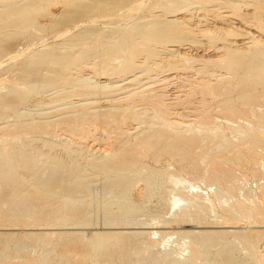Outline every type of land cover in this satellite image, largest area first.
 Returning <instances> with one entry per match:
<instances>
[{"label": "bare ground", "instance_id": "obj_1", "mask_svg": "<svg viewBox=\"0 0 264 264\" xmlns=\"http://www.w3.org/2000/svg\"><path fill=\"white\" fill-rule=\"evenodd\" d=\"M62 1L0 0V106L21 108L20 116L32 95L53 90L58 105L45 114L63 109L47 123L0 124L7 129L0 230L64 226L49 227L42 237L25 232L12 243L16 235L1 231L0 264H262L264 0H254L262 6L258 12H246L244 0H78L61 7ZM191 9L201 11L199 21L213 13L214 23L194 27ZM41 33L52 43L39 44ZM183 43L206 45L216 56L188 57ZM188 68L209 92L202 94L207 101L198 105L199 117L186 123L172 116L171 94L158 87L185 78ZM71 94L79 98L72 101ZM142 101L152 104L143 108ZM94 116L99 125L88 122ZM128 120L137 122V131L123 128ZM103 141L112 147L102 149ZM182 143L193 144L197 155L179 154ZM162 156H169L166 167L147 162L161 164ZM240 162L248 163L254 187L244 172L238 176ZM241 220L255 225L228 224ZM55 239L62 242L57 252ZM30 246L44 251L33 256Z\"/></svg>", "mask_w": 264, "mask_h": 264}, {"label": "rangeland", "instance_id": "obj_2", "mask_svg": "<svg viewBox=\"0 0 264 264\" xmlns=\"http://www.w3.org/2000/svg\"><path fill=\"white\" fill-rule=\"evenodd\" d=\"M76 1H78V0H63L60 4H58V5H60L61 7L65 4V3H68L69 5L70 4H72V2H76ZM45 4H47V2H44V3H42V6L43 7H48L47 5H45ZM243 4H244V8H245V10H246V12H253V11H255L256 10V12H258V10H260V9H262V6L259 4V3H257V2H255L254 0H244L243 1ZM53 8V10H52V8ZM71 7V6H70ZM260 7V8H259ZM37 9H39L38 8V6L36 7ZM55 8L53 7V5L52 6H49V8H48V11L49 12H52V13H54V12H56V10H54ZM207 9H212L211 7H207ZM192 10H193V12H192ZM221 10H223V11H221ZM220 11L221 12H223V13H228L227 11H225L224 9H221ZM198 12V14L201 12L200 10H196V9H191V11H190V16H192L193 17V19H192V17H191V21H193L191 24L192 25H194V27H197V25L199 24V23H201V24H205V25H207V26H211L210 24H213L214 23V17L213 16H211V15H213V13H209L210 15H208L207 14V16H206V18H205V20H203L204 19V16H202V14L200 13L199 15H201V16H199L198 14H197V12ZM200 11V12H199ZM155 13H159L158 11H156ZM198 15V16H197ZM197 16V18H195V17ZM200 18H203L201 21H199L200 20ZM228 18V17H227ZM197 19V20H196ZM208 19V20H207ZM229 19V20H228ZM227 20H226V22L227 21H229V22H231V20H232V22H234V23H238V19H236L235 17H229ZM43 17H41L40 19H39V21L40 22H43ZM196 20V21H195ZM190 21V22H191ZM197 21H198V23H197ZM206 21H208V22H206ZM213 21V22H212ZM237 21V22H236ZM196 22V23H195ZM231 22V23H232ZM201 27H203V26H201ZM239 36L240 37H243L242 35H238V36H236L235 37V40H234V42L236 41V40H238V38H239ZM49 37V35L47 34V33H41L40 35H39V38H37V42L39 41V44H41V43H46V44H51L52 43V41L50 40V38H48ZM237 38V39H236ZM48 39H49V41H48ZM239 40H241V39H239ZM44 41V42H43ZM51 41V42H50ZM49 42V43H48ZM60 43V42H59ZM236 43V42H235ZM240 43V42H239ZM185 43H183V45H182V47H183V49L181 48L180 50L182 51V52H185V53H188V57H193V56H195V58H197V56H198V58H201L200 56H199V54L202 56V58H203V56H204V58H208V57H215L216 56V54L211 50V48H209L208 46H206V45H197V46H189V45H187V44H185ZM185 46V47H184ZM41 47L42 46H40V48H38L39 50L41 49ZM196 47H198L197 49H196ZM206 47V48H205ZM186 48V49H185ZM204 48H205V50H204ZM201 49V50H200ZM207 49V50H206ZM184 50V51H183ZM188 51V52H186V51ZM211 50V52H209ZM207 52V53H206ZM195 53V54H194ZM212 53V55H215V56H212V55H209V54H211ZM214 53V54H213ZM192 54V55H191ZM202 54H204V55H202ZM34 55V54H33ZM190 55V56H189ZM197 55V56H196ZM206 55V56H205ZM208 56V57H207ZM32 57V54L30 53V54H27L26 55V57L24 58V61H26L28 58H31ZM162 57H164V58H162V59H160V60H164V59H166L167 57H165V56H162ZM11 66V65H10ZM9 66V67H10ZM196 68H197V66H196ZM189 69L190 68H188V69H186L188 72H186V74H184L183 76L185 77V78H181V76H182V74H181V76L180 77H173V79H175V80H173L172 78H170V79H172V80H167V82L165 81L164 83H161L160 84V86L158 87V89H161V88H163V89H166L165 91H166V94L167 93H170L171 95H169V96H167L168 98H167V101H171L172 100V103H173V100L175 101V100H177V101H175L173 104L171 103L170 105H171V107L173 108H176L175 110L173 109L172 110V108H171V110L174 112V114L172 115L173 117H174V115H176L174 118H179V120H181L180 122H186V123H188V122H192V119H197L199 116H197V114H195V113H200V112H197V111H199V110H201L202 109V107L205 105V103H206V99L205 98H207L206 97V95L205 96H203L202 94H206V91L207 92H209L208 90H206V87L204 88V86H203V88L205 89V90H202L203 88L200 86V84L202 85L203 83H200L199 82V80H200V77H199V79H198V77H197V75H198V73L196 74V70H195V68H191L190 69V71H189ZM192 70V71H191ZM87 71V70H86ZM0 73H1V71H0ZM189 76H188V75ZM193 74V76L191 77L190 75H192ZM159 76V75H158ZM196 76V77H195ZM160 78H162V77H164L163 76V73L161 72L160 73V76H159ZM186 77H187V79L188 78H190V81L189 80H186ZM179 80H178V79ZM181 78V79H180ZM195 78V79H194ZM191 79H192V81H193V84H192V82H191ZM196 79H198V81H196ZM182 80L184 81L183 83H182ZM172 81V82H171ZM175 81H176V83H175ZM186 81H188V82H190V83H188L187 84V82ZM197 82V83H196ZM167 83V84H166ZM185 83L187 84V85H185ZM178 84V85H177ZM182 84H183V86H182ZM196 85V86H195ZM198 85V86H197ZM204 85V84H203ZM175 86H176V88H175ZM178 86V87H177ZM161 87V88H160ZM169 87V88H168ZM180 87H182V89L180 88ZM187 87V88H186ZM191 87V88H190ZM199 87H200V89H201V91H200V89H199ZM180 88V89H179ZM197 88V89H196ZM157 89V88H156ZM168 89V90H167ZM189 89V90H188ZM196 89V90H195ZM187 90V91H186ZM169 91V92H168ZM181 91V92H180ZM193 91H196V92H193ZM50 92V93H49ZM201 92V93H200ZM202 92H204V93H202ZM184 94V95H181V94ZM193 93H195V94H193ZM52 94H54V91L53 90H48V91H39L37 94H34V95H32V97L24 104V106H23V108L24 109H22V110H28V111H25V112H23V113H25V114H20V116H19V113H20V110H21V108L20 109H18V108H14V109H12V110H8V111H4V109H3V107L2 106H0V124L3 126V125H11V124H13L14 122L16 123V122H20V121H23V120H26V121H33V122H36V123H40V122H46L47 121V118L46 117H49V116H51V115H53L54 113L55 114H60L61 113V111H63V109H61V110H56V112H54L53 110H52V112H54L53 114L52 113H50V115L49 114H45V112H46V110H51V108H54L55 106L54 105H58L57 103H58V100H56V99H54V100H51V98L53 97V95ZM177 94V95H176ZM180 96H179V95ZM73 95H74V97H75V94H71L70 95V99L73 101V99L74 100H77L79 97L76 95V99L73 97ZM173 95V96H172ZM187 95H189V98L187 97ZM199 95V96H198ZM48 96V98H46ZM49 96H50V98H49ZM171 96V97H170ZM194 96H196V97H194ZM78 97V98H77ZM176 97V98H175ZM45 98V99H44ZM68 98V99H69ZM73 98V99H72ZM173 98V99H172ZM175 98V99H174ZM179 98H181L180 100H179ZM188 98V99H187ZM194 98H196V99H198V101L196 100V99H194ZM204 98V99H203ZM136 99H137V97H136ZM183 99H187L188 101L187 102H190L189 104L187 103V106H189V110H188V108H186L184 105H186V104H184V103H182V102H184V101H182ZM56 100V101H55ZM194 100H196V101H194ZM200 100H201V102H200ZM37 101V102H36ZM41 101V102H40ZM45 101H47V102H45ZM50 101H51V103H50ZM53 101V102H52ZM182 101V102H181ZM192 101H194V102H192ZM203 101V102H202ZM205 101V102H204ZM40 102V103H39ZM43 102V103H42ZM137 102V101H136ZM146 102V103H145ZM144 103H143V101H142V103L141 104H143V105H139L140 107H142L143 106V108H149L148 107V105H150L151 106V104L152 103H150V101L148 102V101H145ZM182 103L183 105L181 106V105H179L180 103ZM33 103H38L36 106H35V104H33ZM44 103H47V104H51L50 106H47V104H44ZM54 103V104H53ZM56 103V104H55ZM140 102H138V104H139ZM149 103V104H148ZM186 103V102H185ZM196 103H198L197 105H195ZM200 103H204L203 105H202V107H200V106H198V105H201ZM40 104V105H39ZM42 104V105H41ZM52 104H53V106H52ZM137 104V103H136ZM145 104H147V106L145 105ZM175 104V105H174ZM192 104V105H191ZM30 105V106H29ZM33 105V106H32ZM145 105V106H144ZM177 105V106H176ZM191 105V106H190ZM27 106H28V108H27ZM41 106H42V108H41ZM45 106V107H44ZM47 106V107H46ZM194 106V107H193ZM196 106V107H195ZM30 107V108H29ZM36 109H35V108ZM186 108V110H188V111H186V110H184L185 108ZM191 107V108H190ZM200 107V108H199ZM44 108H46V110L44 109ZM48 108V109H47ZM181 108H182V110H181ZM193 108V109H192ZM196 108V109H195ZM191 109L193 110V111H191ZM183 110L185 111V114L187 113V115H185V114H183L184 112H183ZM30 111H33L32 113L30 112ZM41 113H40V112ZM60 113H59V112ZM171 111V112H172ZM179 111L180 112H183L182 114L180 113V115H182L181 116V118H180V116H178L179 114ZM13 112V113H12ZM44 112V113H43ZM175 112H176V114H175ZM178 112V113H177ZM27 113V114H26ZM189 113V114H188ZM192 113H194V115L192 114ZM10 114V115H9ZM29 114V115H28ZM40 114V115H39ZM220 114V113H219ZM218 113L217 114H215V116L217 115H219ZM32 116V117H29L28 118V116ZM193 115V116H192ZM185 118H184V117ZM188 116H191V119L189 118H186V117H188ZM217 116L215 117V118H217ZM12 117V118H11ZM33 117H34V120H32L33 119ZM97 117V116H96ZM95 116L93 117V118H91V117H89V119H88V122H90V123H92V124H94L95 125V122H96V124H98L99 125V123H100V120H101V117L99 118V117H97L96 118ZM197 117V118H196ZM222 119H221V118ZM220 117L218 116V118H220V119H218V120H220V121H222V120H224L223 119V116H222V114L220 115ZM9 120H8V119ZM31 118V119H30ZM37 118V119H36ZM97 120H96V119ZM39 119L41 120V121H39ZM90 119H92V120H95V122L94 121H92V120H90ZM98 119H99V121H98ZM194 119V120H195ZM37 120V121H36ZM42 120H44V121H42ZM90 120V121H89ZM189 120V121H188ZM191 120V121H190ZM132 122H133V120H132ZM131 122V120H128L127 121V124H124L123 126H127V127H123L124 129H128V130H130L129 132H134V131H137L138 130V128L136 129L135 127H137V122L136 121H134L133 123ZM47 123V122H46ZM131 124V125H130ZM133 124V125H132ZM1 125H0V148H2V146H3V148H4V145L3 144H5V141L4 140H2L3 139V136L4 135H6V131H7V129H4V130H2L1 129ZM94 125H92V127L94 126ZM131 126H134L133 128H135V129H130L129 127H131ZM139 126V125H138ZM95 127V126H94ZM96 128V127H95ZM132 128V127H131ZM97 129V128H96ZM94 130V132L96 131L97 132V134H94V135H96V136H94V137H97V135H98V139L99 138H101V137H99L101 134H99L100 133V131L101 130ZM99 129V128H98ZM6 130V131H5ZM93 130V129H92ZM133 130V131H132ZM2 132H4V133H2ZM23 132L25 133V134H27V135H29V136H31V134H32V136L31 137H29L30 139H33V133H31L32 132V130H30V129H24L23 130ZM26 132H29V133H26ZM34 132V131H33ZM37 132H40V131H37ZM42 132V131H41ZM43 134H44V132H43ZM89 137H85V140H87V142L90 144L91 142L93 143V142H95L96 140H97V138H93V136L92 135H88ZM78 137V138H77ZM77 137H73V139L75 140V141H78L79 139L80 140H84V139H81L82 137H80V136H77ZM80 137V138H79ZM83 137V138H84ZM75 138H77V139H75ZM89 138V139H88ZM95 140H93V139ZM91 139H92V141H91ZM90 140V141H89ZM105 142H106V145H105ZM34 143H35V141H34ZM37 143H39V142H37ZM96 143V145L95 146H97V144L99 143V141L97 142H95ZM109 142L108 141H103V143H102V145H101V148L102 149H104V148H111L112 146V142H110V145H109V147L107 146V144H108ZM40 144V143H39ZM75 145V144H74ZM74 145H72L73 147H74ZM103 145H105V146H107V147H103ZM76 146V145H75ZM192 146H194L193 144H187V143H182V144H180V147L178 148V150H177V152H179V154H184L186 157H190V156H196L197 155V153H195L194 152V147H193V149H192ZM41 147H42V145H41ZM2 148V149H3ZM190 149V150H189ZM43 150H45V148L43 147ZM193 150V151H192ZM58 151V150H57ZM181 151L183 152L184 151V153H181ZM188 151V152H187ZM186 152V153H185ZM163 157V156H162ZM164 158H166V159H164ZM169 158V156H164L163 157V159H162V162H161V164H159L160 162H158V164H156L157 162H155V161H153V163H152V160L151 159H149V157L147 158V162H149V164H151V165H158L157 167H163V165H165L164 167H166L167 166V164H165L166 163V160ZM149 160V161H148ZM151 160V161H150ZM164 160V161H163ZM175 160V159H174ZM173 159L171 160V161H174ZM243 165V166H242ZM240 166V167H239ZM249 165H248V163H246V162H240L239 164H237V166L235 167L236 168V170H238V176H241V175H247L248 177H247V179H248V181L250 182L249 184L252 186V187H254L255 185H253V179H252V176H251V174H250V172H249V170H248V167ZM243 167H245V169L243 168ZM244 169V170H243ZM247 170V171H246ZM242 172V173H241ZM245 174H244V173ZM241 173V174H240ZM240 174V175H239ZM251 176V177H250ZM28 178L30 179V181L31 182H33L35 179H34V177L33 176H30V175H28ZM34 179V180H33ZM252 179V180H251ZM242 221H244V222H242ZM54 222V221H53ZM100 222V221H99ZM230 223H228L229 225H237L238 227H240V228H245V229H249V228H251V227H253V225H255L252 221H250V220H241V221H239V222H235V221H229ZM243 225H242V224ZM58 224V225H57ZM25 226V225H32V226H34V227H32V226H30L31 228H32V230H31V228L29 227V226H25V227H23V226ZM37 225V226H36ZM41 225H42V228H41ZM46 224L45 223H40V224H19V225H6V226H3L2 228H3V230H0V232L2 231V232H11V233H14L16 236L12 239V241H11V243L12 242H14L15 240H16V237L17 236H19V235H21L22 233H25V232H34V233H39L40 234V236L42 237L44 234H46L47 232H52V230H56V229H52L54 226L56 227V228H59V229H63L64 228V226H62V224L60 225L59 224V221L58 222H54V224L53 225H48V227L47 226H45ZM99 225H102L101 223H99ZM99 225H97L98 227H102V226H99ZM9 226V227H8ZM14 226V227H13ZM18 226V227H17ZM52 226V227H51ZM59 226V227H58ZM61 226V227H60ZM16 227V228H15ZM19 227H21V228H19ZM37 227V228H36ZM38 227H40V228H38ZM49 227L52 229H49ZM54 227V228H55ZM90 227H93V226H87V228H90ZM5 228V229H4ZM17 228H19V229H17ZM24 228H26V229H24ZM30 228V229H29ZM34 228L36 229V230H34ZM46 228V229H45ZM174 228V227H173ZM10 229V230H9ZM11 229H13L12 231H11ZM20 229H22V230H20ZM45 229V230H44ZM8 230V231H7ZM29 230V231H28ZM102 236V235H101ZM101 236L99 237V238H101ZM57 239H55L54 240V242H53V245H54V247L57 249H59V247H57L58 245H61V241L60 242H58V241H56ZM56 241V242H55ZM33 241H31V244L30 245H33ZM56 243H58L57 245H56ZM60 243V244H59ZM260 245V246H259ZM33 247H34V245H33ZM257 247H259V249L257 248V252H259V255L260 254H262V253H264V239H262L259 243H258V246ZM30 249H31V246H30ZM35 249H36V251H35ZM35 249H31L30 251H33V252H31L32 254H33V256H37L39 253H42V251H44L43 249H41V247L40 246H38L37 248H35ZM39 249H41V252H40V250ZM58 249L56 250V252L58 251ZM37 250H39V252L37 251ZM258 250H260L261 251V253H260V251H258ZM34 252H35V254H34ZM38 253V254H37ZM242 255H244V254H241V256ZM259 255H257V256H259ZM263 255V254H262ZM262 255H260L261 257L259 258L258 257V259H260L259 261L260 262H262V264H264V258L262 259V257L264 256H262ZM243 257V256H242ZM259 262V263H260ZM261 264V263H260Z\"/></svg>", "mask_w": 264, "mask_h": 264}]
</instances>
